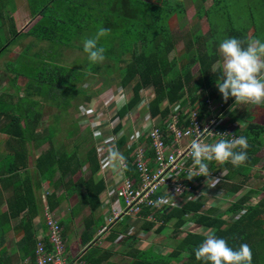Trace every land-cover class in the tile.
Instances as JSON below:
<instances>
[{"label":"trees","instance_id":"trees-1","mask_svg":"<svg viewBox=\"0 0 264 264\" xmlns=\"http://www.w3.org/2000/svg\"><path fill=\"white\" fill-rule=\"evenodd\" d=\"M108 1L113 2L114 5L117 3L120 7L125 5L124 14H122L124 16L111 18L107 11H103L104 9L101 8L107 7V0H93L92 7L95 12L92 13L93 18H86L87 25L83 29L85 31L83 34L57 32L52 27V23L56 19L51 20L50 18L45 20L44 24L48 26L45 28L44 33L42 32L40 35L32 33V31L29 34L27 33L37 40L47 41L49 48L35 54L36 52L31 53L29 51V46L12 63L11 69L14 76H23L27 82L22 89V97H12L6 105H3L5 103L3 100L0 107V123H5L1 126V133L15 143L14 147L10 148L13 153L2 158V164L9 161L7 169L3 170L4 172L15 174L18 170L16 161L19 158V153L24 152V145L26 142L38 138L35 135L33 125L39 121L41 104L55 107L58 115H53L52 121H62L63 118L69 117L68 109L73 107L71 101L75 98L79 97L84 104L90 106V102L95 101L101 90L107 89L108 86L110 87L113 84L116 88L126 90L129 93L126 103L118 108L113 118H117L124 123L128 118L124 120L123 117L127 116L130 113L129 111L133 110L139 102H142L140 106H145L151 119L158 120V130L165 137L164 122L168 120L171 109L179 101L184 100L185 105L183 108L194 109L197 115L200 116L205 111V100L211 96L217 98L218 94L214 93H216L217 87L215 85L220 70L216 72L217 74L214 73L211 76V65L217 60L215 51L212 50V41L204 40L202 45V40H199L191 32L192 29H189L180 35L186 38L184 48L179 53L178 51L175 52L171 59H167V54L173 50L175 51L176 36L171 32L170 26L173 22L176 24V22L182 21V0ZM202 11L199 7L197 18L200 17ZM76 20V18H67L65 22L72 24ZM60 22L63 21L60 20ZM214 24H216V27L218 26L217 29L220 27L217 22H214ZM90 26H93V28ZM100 27L111 29L110 33L101 39L100 45L106 49L105 58L110 60L113 56L112 62L115 65H99L89 61L90 63L85 64L83 62L82 65H78L80 68L74 69L67 64L53 63L57 61L55 55L59 53V51L54 50L53 46H72L71 43L74 38H80V42L83 43L84 38L93 36ZM232 34H234L233 37L244 40L243 34L238 31ZM21 36L20 33L13 32L8 42H15ZM5 46V44L0 45V54L5 51ZM115 50L118 52L113 55ZM192 58L197 65L198 77L195 80H192L189 70V62ZM89 74L92 78L104 76L103 83L92 93H88L84 89L85 83L91 78ZM147 88L151 89L152 94L150 99L145 102L141 99L140 92ZM197 90L200 93H196ZM219 102L223 103L221 107L223 108L229 103L234 104V99L230 97L227 102H224L222 96L219 95ZM235 108L228 113L224 123L217 126V130L226 131L229 122L234 121L232 133L237 138L243 136L248 140L249 146L246 150L248 159L239 167H234L230 162L222 165L215 161L209 162V169H213L214 173L222 175V181L218 184L217 189L223 188L229 193L237 192L244 184L246 172L256 161L254 155L264 144V126L250 121L246 123L245 121H239L235 117ZM81 109L82 107L76 106L74 111L80 113ZM183 116L182 113L179 114V118ZM236 121H239V123H236ZM77 123L75 122V126L78 125ZM122 123H119L113 131L116 132ZM49 129L47 136H45V142L49 141L50 136L53 135V130ZM88 134L90 137V133ZM126 140L125 134L121 135L115 143V147L126 158L125 176L134 178L135 173L131 155L133 147L127 149ZM141 143H145V157L150 161L152 154L149 143L146 140ZM77 148L78 146L75 150ZM84 156V162L88 165L90 176L79 185L87 189L83 200L90 203V210H92L97 207V196L103 189V181L92 179L99 170V163L93 146L84 153ZM84 162L80 161L79 154L75 151L70 153L58 152L49 147L37 156L34 167L39 180L46 181L56 171L59 174L58 178L65 176L67 173L72 175ZM3 171L0 173H3ZM17 180L16 175H14L9 178H1L0 182L8 183L10 181L16 183ZM22 185L23 183L19 184L13 194L6 199V210L0 212V254L3 251V248H1L3 241L1 239L8 230L9 220L18 218L24 212L19 217L18 224L12 229L15 232L22 233L17 242L20 259L27 258L29 263L33 264V250L36 243L33 221L39 216V210L31 186L24 188ZM74 185L77 186L76 183ZM259 192H264V183L259 188L242 194L241 197L230 203L225 210L218 214H216V210L211 208L199 212L203 207L202 202L210 196L185 201L179 207L172 208L163 214H154V217L159 221V224L154 228V233L159 234L167 225H170L173 236H175L185 223L206 230L214 229L216 237L225 239L234 250L238 249L239 245L247 243L252 251V264H264V195L254 205L248 204L249 197ZM57 203H60V200L53 204L47 199L46 206L52 212ZM240 211L243 212L240 213ZM147 213L148 211H143V215ZM157 215H160V218ZM229 216L231 218L227 220ZM58 224L61 226L60 223ZM153 225L154 223L144 222L139 229L148 232ZM197 230L184 232L182 237L177 238L178 241L174 247L163 253L154 251L151 245L145 249L135 248L134 245L138 241L131 237H124L120 244L125 247L123 255L128 258L125 264H208L206 261L196 260L194 255V250L206 238ZM116 236L117 227L111 229L107 241L113 242ZM82 237L85 238L81 242L86 244L90 237L87 236V233L83 234ZM43 241L46 244L44 238ZM112 255H114L113 252L101 250L97 245L92 244L81 254L80 260L84 264H114L112 259L109 260ZM3 263H6V261H0V264Z\"/></svg>","mask_w":264,"mask_h":264},{"label":"crops","instance_id":"crops-1","mask_svg":"<svg viewBox=\"0 0 264 264\" xmlns=\"http://www.w3.org/2000/svg\"><path fill=\"white\" fill-rule=\"evenodd\" d=\"M219 1H223L225 3V1L228 0ZM230 1L235 3V5H232L234 9H239L236 10L234 14L230 15L231 17H233V21L231 23L233 24L235 22V25H232L233 29L243 34L244 40L258 38L264 41V0ZM241 2L245 3V8L240 5ZM106 3L107 7L101 8L104 9L103 11H107L108 15L111 18H119L124 16L122 14H124L125 5L120 7L117 3L116 5H114L113 2H110L108 0ZM92 4L93 0H0V36L3 37L2 40L0 39V45H6L5 51L0 54V58L3 54H5L3 59L6 60L5 62L0 63V107L3 100L5 101L3 105H6L10 98L22 97V89L27 82L26 78L23 76H14L11 69L12 63H14L17 57L21 55L22 52L25 51L29 46L32 47V49H37L36 52L38 51V53L49 48L48 42L45 40L36 39V43L34 45H31V40L33 37L28 34L31 31L32 33H36L38 35H40V33L42 32L44 33L46 31L45 28L48 26L47 24H44L46 18H50L51 20L56 19V21L54 20L53 23H51L53 25L52 27H54L57 32L75 35L83 34L85 32L83 29L87 25L86 18H93L92 13L95 12L93 10ZM88 8L90 9L88 10ZM244 9H246L245 15L243 12ZM228 16L229 15H226V17ZM67 18H76L77 20L75 22H72V24H69L68 22H65ZM60 20H62L63 22H60ZM90 27L93 28V26ZM13 32L20 33V35L22 36L16 39L15 42L9 43L8 39H10ZM74 41L80 42L81 40L80 38H74L72 42L77 46H70V50L75 51L76 55L83 56L88 60L87 54L84 53L83 48H81L83 47L82 43L80 46L77 42ZM2 42L4 44H2ZM11 47L12 51H10ZM53 47L54 50L59 51V53L55 55L57 56V61L53 63L59 65L68 64L61 62L64 61L62 50L63 47ZM13 51H17V53L13 54ZM28 54L31 55L29 52ZM107 60L108 59L105 58L102 63L98 64H106ZM72 67L74 69H76L77 67L80 68L78 64ZM219 70L221 71L222 69L219 68ZM141 103L142 102H139L136 105L135 108L137 109V111L139 110L138 108L141 107ZM43 105L44 104H41L42 108ZM240 106L242 108H245V110H242V113H240V110L236 111L235 117L238 116L237 119L239 121H245V123L247 121H250L251 123L264 126V103H261L259 105H236V108ZM44 107L53 109V115L57 114L55 107H48L45 105ZM40 117V122L42 121V119H45V122H47L45 116ZM52 122L53 124H56L58 126H49L48 123L39 125L38 122L33 125L35 135H37L38 138L30 140V142H26V144L24 145V152L21 151L19 153V158L16 161L18 170L15 172V174L4 172L7 169L6 167L8 166L9 161L5 164H2V158L8 157L11 153H13L10 148L14 147L15 143L12 140H9L6 135L2 134V131L0 130V172L4 170L3 173H0V179L9 178L14 175H16L18 179L16 183H11L10 181L8 183L0 182V212L6 210V199H8L13 194L15 188L19 184L23 183L22 186L24 188L31 186L33 197L39 210V216H37L33 221V231L35 234V238L39 239L44 238V226L41 214L43 206L47 205V199H49V201H51V203L53 204L56 201L60 200V203H57L52 213L62 227V238L65 245L66 257L68 261H72L76 264H84V262L80 260V256L86 250V248H88L92 244H96L101 250H105L103 249V245L106 246L108 243V246H110L113 243L107 241V237L112 228L117 227V236L120 234L124 235L127 233L126 230L130 227V224H135L134 222L136 221H134V219L122 218L119 222L113 224L108 231L103 234H98L99 229L105 223V219L110 210V207H122L120 202H116L114 186H112L113 182L111 183L108 181L107 184L103 182V189L97 196V207L90 210V203H88L86 200H83V197L86 195L87 189L82 185H79L82 184V182H84L90 176L88 165L84 162V153H86V151H88L93 146V142L91 141L92 139L91 137H89V134L87 132L88 129L81 131L78 125L75 126L74 120L66 123L62 121ZM4 124L0 123V129ZM125 126H128L127 122L121 124V129H123V131L126 129ZM49 128L53 130V135L50 136L49 141L45 142V136H47V131ZM54 131H59L57 133V136L55 134L56 132L54 133ZM77 146L78 148L76 149V151L75 148ZM49 147H52L54 151L58 152L65 151L66 153H70L72 151H75L79 154L80 161L84 162V164L80 166L72 175L70 173H67L65 174V176L58 178L59 174L56 171L50 179L46 181L41 179L39 180L38 173L34 167V163L37 156L46 151ZM62 166H64V164H62ZM261 167V175H263L260 179L264 183V164ZM251 169L252 167H249V170L246 172L245 176L248 175V173L250 174ZM98 171L92 177L94 181H98L99 179H101ZM110 171L111 173H115V171H113L112 169H110ZM75 183L77 184V186L74 185ZM263 183L261 184V186L263 185ZM257 188L259 187H252V189L248 190L247 188H244L247 190H245L244 193ZM217 190L218 194L216 195V197H214L217 201L226 198L228 199L230 195L234 194L226 192V190L223 188ZM261 193H263V196L264 192ZM242 194L239 196L241 197ZM218 195L220 196V200ZM256 195H251L249 197V205H254L255 203H257L256 201L253 203L251 202V200L254 199L253 197ZM232 196L237 198L235 194ZM23 213H21L19 217ZM19 217L9 220L8 230H6V233L3 234V237L1 239L3 241L1 247L3 248V251L0 254V261H6V263L3 264H20L24 260L29 261V259L27 258L24 260L20 259L21 257L19 256L17 251V242L21 238L22 233L19 231L15 232L12 228L18 224ZM230 218L231 217H227V220H229ZM87 225H89V227H87ZM152 228H155V226L153 225ZM85 233H87V236L90 237L89 241L86 244L81 242V240L85 238L82 237ZM123 252L124 251H122V255Z\"/></svg>","mask_w":264,"mask_h":264},{"label":"built area","instance_id":"built-area-1","mask_svg":"<svg viewBox=\"0 0 264 264\" xmlns=\"http://www.w3.org/2000/svg\"><path fill=\"white\" fill-rule=\"evenodd\" d=\"M215 101L212 97L205 100V111L200 116L194 109L183 108L184 106L180 107L176 104L171 109L168 120L164 122L165 137L158 130V120L155 119L153 123V119L146 113L144 117L149 119L148 128L142 127V129L135 130L130 141L126 144L127 149L133 147L131 155L133 157L134 178L125 176L124 170L115 171L117 176H114L110 168H106L103 163L107 155V148L115 145L123 135L121 127L116 132L113 131L122 121L93 112L96 108V101H92L91 105L86 106V108L82 107L80 113L84 112L87 122L78 121V123L82 122L81 125L90 133L99 163V171L102 174L109 173L108 177L103 176V182L106 184L108 181L113 182L115 198L122 203L121 208L110 207L105 223L99 229L98 234L105 233L122 218L138 219L141 217V220L145 219L147 222L157 224L159 221L154 217L156 213L163 214L172 208L179 207L181 203L197 197H216L222 175L214 173L213 169H209L211 176L207 179L218 181L213 180L206 184V178L202 176L188 180L194 171L193 160L190 156V143L193 139L200 138L205 143H215L222 138L233 139V127L230 124L227 125L226 131L217 130V126L224 123L228 113L235 106L232 108L233 104L229 103L221 108L223 103L218 101L216 103ZM110 102L111 100L109 104ZM181 113L184 116L179 118ZM90 116L93 117L89 118ZM129 117L130 115H128V122H131ZM125 121L124 123H126ZM224 133L229 135L224 137L216 135ZM235 137L237 138V136ZM145 140L148 141L152 154L150 161L145 157L146 145L141 143ZM195 171H198V168ZM177 188L180 191L176 192ZM168 193L174 198V202L170 201L160 207L149 204V201H157L161 197H166ZM211 197L207 200H211ZM145 210L148 213L143 215ZM242 212L240 211V213ZM41 214L46 244L43 238L36 240L33 250V264H76L68 261L66 257L62 229L54 214L49 211L46 205L43 206ZM138 231L141 232L140 229ZM125 235L133 236L130 228ZM140 236L142 235L138 233L137 237ZM20 264L30 263L24 260Z\"/></svg>","mask_w":264,"mask_h":264},{"label":"rangeland","instance_id":"rangeland-1","mask_svg":"<svg viewBox=\"0 0 264 264\" xmlns=\"http://www.w3.org/2000/svg\"><path fill=\"white\" fill-rule=\"evenodd\" d=\"M232 5H235V3H233L232 1L228 0L225 1V3L223 1H219V0H182L181 1V7H182V12H183V18L182 21H180L179 23L173 22L172 25L170 26V30L171 32L176 36V45H175V51L173 50L172 52L167 54V59H171L174 55L175 52L178 51V53L181 51V49L184 48L185 45V41L186 38H184V36H180L181 34H183L185 31L187 30H191V32L194 33V35L199 39L202 40V45L204 40L207 41L209 40V42L212 41L211 46H212V50L215 51V54L217 56V60L211 65V76L212 74L214 75L217 74L216 72L219 70V68L222 69V57L219 55L218 53V47L220 42H222L224 39L229 38V37H233L234 34H232L233 32H236V30L233 29V24L235 25V22L232 24L231 22L233 21V17H231L230 15L234 14L236 12V10L239 9H234ZM241 6H243L245 8V3L241 2L240 3ZM199 7H201L202 14L199 15L200 17L197 18V12L199 11ZM246 9L240 10L244 12V15L246 14L245 12ZM226 15H229L228 17H226ZM116 20V19H114ZM214 22H217V24L220 25V27L217 29L216 24H214ZM222 25V26H221ZM119 32V31H118ZM123 34V32H121ZM220 37H219V36ZM0 39L2 40L3 37L0 36ZM77 42L78 45L81 46L82 42H78V41H74ZM36 43V39L33 37L31 40V45H34ZM2 44H4L2 42ZM83 44V43H82ZM201 44V42H200ZM72 46H77L76 44H74L73 42L71 43ZM29 51L31 53H35L37 49H32V47L28 48ZM63 50V60L61 61L62 63H68V66H76L78 65H82L83 62L86 63H90L85 57L83 56H78L75 54V51L70 50V46H64L62 48ZM10 51H12V47L10 48ZM14 52V53H13ZM12 53L15 54L17 53V51H13ZM118 51H114L113 55H116ZM38 52H36L35 54H37ZM5 56V54H3L0 58V63L5 62L6 60L3 59ZM78 57V58H77ZM113 56H111V59L107 60L106 64L109 65H115L112 61ZM126 57V56H125ZM123 57L125 60L126 58ZM220 62L219 66L217 65V62ZM84 67H86V65H84ZM103 67V66H102ZM219 67V68H218ZM78 68V67H77ZM76 68V69H77ZM189 70H190V74L192 76V80H195L198 77V73H197V65L194 61V59L192 58L189 62ZM91 76V74H89ZM110 77V76H109ZM103 79L104 76L101 75L98 78L97 77H93L91 76L90 80L87 81L84 85V89L85 91H87L88 93H92L93 91L97 90L101 83H103ZM204 89V86H203ZM211 91H213V89H211ZM199 90H197L196 93H198ZM216 93L214 94H218L217 98L215 99V96H211L214 100H216L215 102L217 103V101L219 102V91L218 88L215 90ZM200 93V92H199ZM128 92L126 90H121L116 88L115 85L111 84L110 87L108 86L107 89L101 90L99 95H97L95 101H96V108H94L93 112L95 113H99V114H104L107 117H112L114 116L115 112L118 110V108L121 105H124L126 103L127 97H128ZM151 89L147 88L144 89L140 92V97L143 101L147 102L150 97H151ZM207 94V92H206ZM112 100L109 104V101ZM73 104L72 108L68 109V113H69V117L67 118H63L62 122L66 123L69 121H75L77 123V121H82L87 122V118L86 116H84V112L83 113H76L74 110L76 108V106L78 107H83L86 108V105L82 102V100L77 97L75 98L73 101H71ZM92 103V102H90ZM94 105V103H93ZM103 105V107H102ZM185 105V101H179L178 102V106L183 107ZM139 110L137 111L136 108H134L133 110L129 111L130 113V121L128 122V114L127 116H124L123 119H127L125 122L128 123V126H125V130L123 131V129L121 130V133L125 134V136L127 137V142L126 144L130 141L132 133L137 130V129H142V127H144L145 129L148 128L149 125V119L147 117H144V115L147 113L145 106H141L138 108ZM236 111L240 110V113H242V110H245V108H242L241 106L238 108H235ZM96 110V111H95ZM82 111V110H81ZM80 111V112H81ZM41 114L40 116H45V118L47 119V122H45V119L40 122L41 119H39L38 123L39 125H44V123H48L49 126L54 125V126H58L56 124H53L52 122V112H54L53 109H48L47 107L43 108L41 107ZM94 115V114H93ZM93 116H90L89 118H91ZM126 117V118H125ZM144 117V118H143ZM242 117V116H241ZM41 118V117H40ZM238 118V116H237ZM72 119V120H70ZM154 119H153V123H154ZM82 122L77 123L78 127H80L81 131L83 130H87L85 129V127H83L81 125ZM122 123V122H121ZM236 123H239V121H236ZM229 124L233 127L234 126V121L229 122ZM56 132V133H55ZM59 131H54V133L57 136V133ZM89 132V131H87ZM125 144V145H126ZM254 158L256 159V161L254 162V164L251 166V172L250 174L248 173L247 178L246 176H244V184L240 187V189L234 193L237 198H235L234 194L232 195H228L229 198L227 199H221L220 200V196L219 200L217 201L215 200L216 198L211 197V200H205L203 201V207L199 212H204L206 209H214L216 210V214L222 212L230 203H233L234 201H236V199H238L242 193L245 192L247 188L248 189H252V187L256 188V187H260L261 184L263 183L262 180L260 179L262 177L261 172H262V165L264 164V144L262 145V147H260L256 154L254 155ZM133 159V157H132ZM101 180L103 181V176H107L108 177V172L102 174L100 171H98ZM114 176H117V172L114 173ZM246 190V191H247ZM263 193H259L256 196H254L253 200H251V202H257L261 197H262ZM239 196V197H238ZM209 197V198H210ZM207 198V199H209ZM120 202L121 201L119 199H116V202ZM122 205V203H121ZM233 216V215H232ZM158 218H160V215H157ZM231 217V216H229ZM156 218V217H155ZM142 218H138V219H134L135 224H130V229H131V234L133 236H126L124 234V236L122 237L121 234L116 236L113 240V243L108 246V243L106 246L103 245V249L108 250L110 252H113V256H111L112 258H110L109 260L112 259V262L114 264H125L128 261V258L124 255H122V251H124L125 247L120 243L121 241L124 239V237H136L134 239H136L138 242L134 245L135 248H140V249H145L147 247H149L151 245V247L154 249V251L156 252H167V250H171L174 245L177 243V238L182 237L184 232L186 231H196L200 232L202 235L206 236L207 230L203 229L201 227H192V225H187L186 223L183 225V227L178 231L177 235L173 236L172 233V228L170 225H167L159 234H155L154 233V228H151L148 232H145L143 230L138 231L136 229H139L140 226L145 222L144 220H141ZM133 223V222H130ZM151 223V222H150ZM157 224H159V222H157ZM157 224L154 226L156 227ZM138 227V228H137ZM129 228L127 230H129ZM126 230V231H127ZM71 232V231H70ZM45 233V232H44ZM140 234L142 236L137 237V234ZM177 236V237H176ZM37 240V239H36ZM96 245V244H95ZM108 246V247H107Z\"/></svg>","mask_w":264,"mask_h":264},{"label":"clouds","instance_id":"clouds-1","mask_svg":"<svg viewBox=\"0 0 264 264\" xmlns=\"http://www.w3.org/2000/svg\"><path fill=\"white\" fill-rule=\"evenodd\" d=\"M110 31L111 29L100 27L93 36L84 38L83 51L91 63L98 64L105 60L106 49L100 45V41ZM218 53L222 57V70L219 71L215 86L223 101L233 98L232 108L236 105L264 103V41L258 38L241 40L229 37L220 42ZM219 64L218 61L217 65ZM207 132L212 134L208 130ZM216 135L224 137L229 134ZM248 146V140L243 136L236 138L233 135L231 140L222 138L215 143H205L200 138L193 139L190 143V156L194 171L188 180L200 176L206 178V184L215 180L207 179L211 176L209 162L215 161L221 165L230 162L234 167H239L248 159ZM103 163L113 171L127 168L126 158L114 144L107 148ZM197 168L198 171H195ZM177 191L180 189L177 188ZM170 201L174 202V198L168 193L157 201H149V204L160 207ZM194 255L196 260L206 261L208 264H252V251L247 243L234 250L225 239L216 237L214 229L207 230L206 238L194 250Z\"/></svg>","mask_w":264,"mask_h":264}]
</instances>
